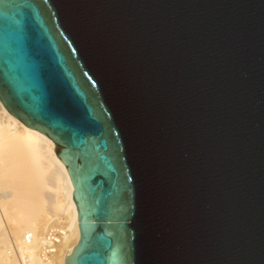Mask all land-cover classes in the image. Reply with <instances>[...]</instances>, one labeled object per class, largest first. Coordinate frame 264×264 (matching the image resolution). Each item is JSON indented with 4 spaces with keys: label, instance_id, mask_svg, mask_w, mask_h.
<instances>
[{
    "label": "water",
    "instance_id": "obj_1",
    "mask_svg": "<svg viewBox=\"0 0 264 264\" xmlns=\"http://www.w3.org/2000/svg\"><path fill=\"white\" fill-rule=\"evenodd\" d=\"M0 101L70 175L65 264H264V0H0Z\"/></svg>",
    "mask_w": 264,
    "mask_h": 264
},
{
    "label": "bare ground",
    "instance_id": "obj_2",
    "mask_svg": "<svg viewBox=\"0 0 264 264\" xmlns=\"http://www.w3.org/2000/svg\"><path fill=\"white\" fill-rule=\"evenodd\" d=\"M54 148L0 101V264H65L78 243L73 183ZM53 228L62 235L45 259L43 239Z\"/></svg>",
    "mask_w": 264,
    "mask_h": 264
},
{
    "label": "built area",
    "instance_id": "obj_3",
    "mask_svg": "<svg viewBox=\"0 0 264 264\" xmlns=\"http://www.w3.org/2000/svg\"><path fill=\"white\" fill-rule=\"evenodd\" d=\"M62 231L56 228L50 229L44 236L41 254L47 259L56 250V246L61 238Z\"/></svg>",
    "mask_w": 264,
    "mask_h": 264
}]
</instances>
